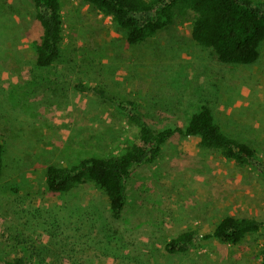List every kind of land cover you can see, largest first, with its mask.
<instances>
[{
    "label": "rangeland",
    "instance_id": "obj_1",
    "mask_svg": "<svg viewBox=\"0 0 264 264\" xmlns=\"http://www.w3.org/2000/svg\"><path fill=\"white\" fill-rule=\"evenodd\" d=\"M65 38L57 62L36 66L41 27L31 0H0V257L31 264H260L262 234L239 245L218 240L172 254L182 231L212 230L226 215L264 219V178L199 137L175 135L153 164L138 168L119 218L87 182L67 194L46 188L51 164L114 154L137 130L110 102L75 88L100 86L135 99L157 128L185 126L208 106L229 135L264 156V43L257 62L234 65L196 44L180 19L142 44H130L110 17L83 0H62Z\"/></svg>",
    "mask_w": 264,
    "mask_h": 264
},
{
    "label": "trees",
    "instance_id": "obj_2",
    "mask_svg": "<svg viewBox=\"0 0 264 264\" xmlns=\"http://www.w3.org/2000/svg\"><path fill=\"white\" fill-rule=\"evenodd\" d=\"M110 17L130 44H142L170 28L179 19L191 22L193 41L211 49L227 64L250 65L258 61L264 43V0H83ZM41 35L33 42L36 66L52 67L60 57L65 38L62 0H31ZM75 88L92 92L110 102L137 130V138L114 154H89L70 164L46 169V188L67 194L91 182L108 198L113 216L119 218L129 200V183L136 170L155 163L164 146L175 136L199 137L204 149L219 152L238 166L249 167L264 178V156L251 144L227 134L208 106L195 112L185 126L157 128L135 99L110 96L106 89L77 82ZM6 145L0 134V176L4 174ZM262 234L260 264H264V219L226 215L209 231H182L165 243L172 254L198 249L218 240L239 245L248 236ZM0 264H31L23 255L0 257Z\"/></svg>",
    "mask_w": 264,
    "mask_h": 264
}]
</instances>
